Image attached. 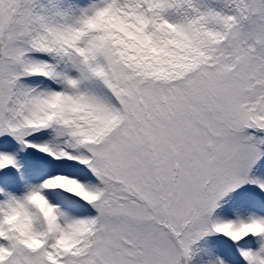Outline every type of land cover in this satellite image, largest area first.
Here are the masks:
<instances>
[{
    "label": "snow or ice",
    "instance_id": "obj_1",
    "mask_svg": "<svg viewBox=\"0 0 264 264\" xmlns=\"http://www.w3.org/2000/svg\"><path fill=\"white\" fill-rule=\"evenodd\" d=\"M0 264H264V0H0Z\"/></svg>",
    "mask_w": 264,
    "mask_h": 264
}]
</instances>
